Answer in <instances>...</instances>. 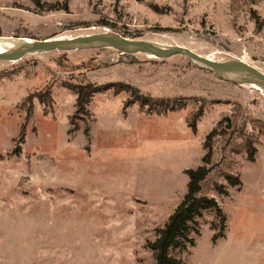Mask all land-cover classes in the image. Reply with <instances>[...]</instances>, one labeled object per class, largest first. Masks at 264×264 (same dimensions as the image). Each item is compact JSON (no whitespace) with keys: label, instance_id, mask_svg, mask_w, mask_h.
<instances>
[{"label":"rangeland","instance_id":"374dc122","mask_svg":"<svg viewBox=\"0 0 264 264\" xmlns=\"http://www.w3.org/2000/svg\"><path fill=\"white\" fill-rule=\"evenodd\" d=\"M103 32L264 73V0H0V37ZM78 84L105 89L76 112ZM129 87L153 110L161 99L184 106L146 110ZM225 117L230 142L254 138V161L242 149L222 158L217 149L220 169L241 180L237 188L216 177L227 190L211 193L224 228L205 212L194 245L175 253L187 264H264L263 91L180 53L150 58L105 47L0 59V264H153L146 243Z\"/></svg>","mask_w":264,"mask_h":264},{"label":"trees","instance_id":"16d2710c","mask_svg":"<svg viewBox=\"0 0 264 264\" xmlns=\"http://www.w3.org/2000/svg\"><path fill=\"white\" fill-rule=\"evenodd\" d=\"M126 87V86H125ZM76 94L75 105L76 112L85 109V106L90 101L92 96L105 88L92 87L90 84L74 85L71 88ZM130 94L139 102L142 107H146L152 111L165 112L176 110L184 106L179 100H158L154 102L155 110L152 109L150 101L137 93L135 88H130ZM121 89L116 90L117 92ZM43 103L42 98L39 99ZM225 121V125H220ZM232 119L225 117L219 121L220 128L215 127L208 132L202 142L203 155L200 159V164L194 168L184 169L187 176L186 190L168 215L166 221L161 227L154 230V238L146 243L147 248L151 251L153 264H187L182 258L176 255L187 250L188 247L194 245L192 235L199 234V219L205 212H214L215 218L218 219L220 229L223 230L225 216L222 213L217 201L211 193L215 192L218 195H227L226 185L220 182L216 177L225 180L226 184L231 187H240L241 180L238 175L231 171L221 170L219 161L214 160V155L217 149L221 153V158L225 157L226 153H234V149H242L246 154L248 161H254L256 148L254 138L252 136H239L238 141L230 142L231 133L227 129L232 125ZM192 128L194 125L192 123ZM232 127V126H231ZM239 128H237L238 132ZM221 145L218 148L217 143ZM229 139V141H228ZM14 151L18 152L19 149ZM216 224L211 221L210 228L215 229ZM222 231L214 233L211 237L214 242L219 237H222Z\"/></svg>","mask_w":264,"mask_h":264},{"label":"water","instance_id":"95a60500","mask_svg":"<svg viewBox=\"0 0 264 264\" xmlns=\"http://www.w3.org/2000/svg\"><path fill=\"white\" fill-rule=\"evenodd\" d=\"M105 47L113 48L121 53L127 54H152L158 58H165L180 53L209 68L222 80L239 85L252 84L264 91V73L243 61L212 60L196 54L183 46L166 48L146 41L130 39L117 33L103 32L100 34L67 38L21 41L16 47L0 52V59L15 61L28 53L43 52L52 49H98Z\"/></svg>","mask_w":264,"mask_h":264},{"label":"bare ground","instance_id":"6f19581e","mask_svg":"<svg viewBox=\"0 0 264 264\" xmlns=\"http://www.w3.org/2000/svg\"><path fill=\"white\" fill-rule=\"evenodd\" d=\"M21 41L27 42V41H31V39H29V38L0 37V52L5 51L6 49H10L12 47H16L17 45H19L21 43ZM147 56L150 57V58L155 57L152 54H147ZM254 87L256 89H259L255 85H254Z\"/></svg>","mask_w":264,"mask_h":264}]
</instances>
